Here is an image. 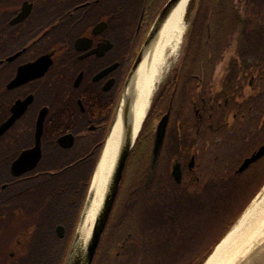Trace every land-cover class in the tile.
Here are the masks:
<instances>
[{
	"label": "flooded vegetation",
	"instance_id": "obj_1",
	"mask_svg": "<svg viewBox=\"0 0 264 264\" xmlns=\"http://www.w3.org/2000/svg\"><path fill=\"white\" fill-rule=\"evenodd\" d=\"M168 1L158 10L147 0H0V131L32 98L0 136L1 201H12L11 192L27 180L26 173L15 175L12 168L21 154L37 147L41 112L47 114L36 168L44 164L45 153L58 159L60 150L72 151L78 139L102 134ZM263 5L264 0L200 4L189 53H182L152 103L157 109L154 140L159 122L169 114L159 163L163 157L176 191L155 195L156 199L196 200L200 194L190 193V187L215 177L214 167L234 165L237 175H246L264 159L238 172L264 141L238 160L233 153L227 158L217 155L222 147L239 145L240 140L244 149L249 132L261 131L264 125ZM46 57L33 72L36 76L14 85L19 74ZM67 135H73L75 143L65 149L59 139ZM176 167L181 169L180 183L173 177ZM151 214L154 234L149 240L158 253L153 260L166 264L175 248L164 235L183 220L175 219L176 210ZM16 229L13 222L0 226V264H28L19 240L14 245ZM105 235L110 238L108 229ZM140 247L135 255L142 254ZM147 259L141 256L140 264Z\"/></svg>",
	"mask_w": 264,
	"mask_h": 264
},
{
	"label": "trees",
	"instance_id": "obj_2",
	"mask_svg": "<svg viewBox=\"0 0 264 264\" xmlns=\"http://www.w3.org/2000/svg\"><path fill=\"white\" fill-rule=\"evenodd\" d=\"M167 1L147 0V3L152 8L157 6L159 10ZM210 1L216 0H201L199 4L198 0H192L187 16L192 15L193 24L182 53H189L188 46L194 38L193 28L199 20L200 4ZM156 113V107H152L131 152L107 226L110 238L107 239V235L103 237L94 264H140L141 256L149 258L146 263L150 264L158 255L152 240H149L151 234H154L151 231L154 225L151 212L168 210V207L164 208L166 200L154 196L176 191L168 180V169L163 157L150 176ZM111 120L112 114L100 136L89 135L78 139L75 149L60 150L58 159H55L54 154L45 153L44 164L27 172L26 182L11 192L15 195L13 200L7 203L0 200V217L3 219H0V226L15 223L17 229L13 233L14 245L19 240L27 252L24 259L28 264H66ZM262 138L264 141V136ZM46 163H51V167ZM221 167L219 176L215 175L199 187L191 186L189 190L190 193H197V197L200 194V198L189 200V219L182 217L180 226H199V243L187 254L184 250H176L172 257L173 263L166 264H204L259 192L257 190L249 195L250 198L248 196V200L243 201L247 196L245 194L250 179H246L245 175H237L234 165L222 164ZM21 214L24 216L17 217ZM59 225L66 228L64 239L57 236L56 228ZM171 229L167 228L166 231ZM122 243L123 247L120 246ZM139 247L142 248V254L135 255ZM200 253L203 255L198 259Z\"/></svg>",
	"mask_w": 264,
	"mask_h": 264
},
{
	"label": "bare ground",
	"instance_id": "obj_3",
	"mask_svg": "<svg viewBox=\"0 0 264 264\" xmlns=\"http://www.w3.org/2000/svg\"><path fill=\"white\" fill-rule=\"evenodd\" d=\"M191 2L192 0H180L172 9L125 88L94 177L90 202L78 229L74 246V252L78 256L83 257L88 250L126 133L130 130L133 140H136L160 86L182 55L189 32L186 16ZM263 250L264 194L247 210L206 264H246L254 253Z\"/></svg>",
	"mask_w": 264,
	"mask_h": 264
},
{
	"label": "water",
	"instance_id": "obj_4",
	"mask_svg": "<svg viewBox=\"0 0 264 264\" xmlns=\"http://www.w3.org/2000/svg\"><path fill=\"white\" fill-rule=\"evenodd\" d=\"M179 1L180 0H169L168 3L165 5V7H164L163 11L161 12V14L158 16L155 24L153 25V27L151 29V32H150L149 36L147 38V41H146V43H145V45L143 47V51H142V53H139V56H138L134 66H133V69H132V71H131V73L129 75V78L127 80L126 86H127L128 82H129L130 78L132 77L133 73L138 69V67L142 63L145 51L151 45L153 40L156 38V36L160 32L163 24L165 23V21L169 17L172 9L176 6V4ZM200 1L201 0H198V4L200 3ZM195 14H196V11H195ZM192 24H193V21L191 22L190 25L192 26ZM45 60H48V57L43 58L41 61L37 62L35 65L30 67L29 69H27V70L23 71L21 74H19V76L17 77V80L15 81L14 85L20 84L24 80H27L28 78L36 76V75H34L33 72ZM31 102H32V98L28 99L26 102H24V104H22V106H20V108L17 111L16 115L2 128V130L0 131V136L2 135L3 132H5V130H7L11 126V124L19 116L20 112H22V111L27 109V107L29 106V104H31ZM118 108H119V106H118ZM150 109H151V107H150ZM117 111H118V109H117ZM46 114H47L46 110L41 112L39 120H38L37 147L35 149L31 150V151L24 152L16 160V162L13 164V168H12L13 173L15 175H22V174L27 173V172H29V171H31V170L36 168V166H37V164H38V162H39V160L41 158L40 144H41V137H42V133H43V125H44V120H45ZM116 114H117V112H116ZM116 114H115V116H114V118L112 120L108 135L106 137L103 151L105 149V146H106V143L108 141V138H109V136L111 134V130H112V126L114 124V120H115ZM148 114H149V112H148ZM148 114H147V116H148ZM168 124H169V114L166 115L159 122V124L157 126V130H156V134H155V140H154V144H153V148H152V164H151L150 176L153 175L154 171L156 170L157 166L159 165V159H160V156H161V153H162V149H163V145H164V141H165V137H166V133H167ZM138 137H139V135L137 136L136 140L134 141L133 140V136L131 134V131L129 130L126 133L125 143H124L123 147L121 148V151H120V154H119V158H118L115 170H114L113 175H112L111 183H110V186H109V190H108L104 205H103L102 210H101V212H100V214H99V216H98V218L96 220V223H95V226H94V230H93V233H92V237H91V240H90V243H89V246H88V250H87L86 254L82 257V256H78V255L75 254L74 246H75V243L77 241L78 229H79V226H80V224H81V222L83 220L85 209L87 208V206L89 205V202H90L91 189H92V185H91V188H90V191H89V195H88L84 210L82 212V215H81V218H80V221H79L78 228L76 230V233L74 235V238H73V241H72V244H71V248L69 250V254H68V257H67V260H66V264H94L98 249H99L100 244L102 242V239L104 237L105 231L107 229L109 220L111 218L112 212H113L115 204H116V200H117L118 195H119L121 183H122V180H123V177H124V173H125V169H126L129 157L131 155L132 150L134 149V147L136 145ZM74 143H75V138H74L73 135H67V136H64L61 139H59V144L65 149L71 148L74 145ZM103 151H102V155H103ZM102 155L100 157V160L102 158ZM262 158H264V144L259 148V150L255 154H253L251 157L247 158L244 161V163L242 164V166L240 167L238 172L239 173L245 172L250 166H252L253 164L257 163ZM100 160L98 162V165L100 163ZM98 165H97V168H98ZM96 171H97V169H96ZM95 174H96V172H95ZM94 177H95V175H94ZM173 177H175L177 182H179V183L181 182L182 173H181L180 167H176L174 169ZM93 181H94V178H93ZM93 181H92V184H93ZM262 194H264V193H259V195L257 196L256 200ZM254 202L255 201L252 202V205H253ZM246 212H247V210H246ZM243 216L241 217V219L243 218ZM233 228H232V230H233ZM230 232L225 236V238L230 234ZM65 234H66V231H65V228L63 226H60V227L57 228V235H58V237L60 239H64ZM224 239L220 242V244L224 241ZM220 244H218V246L215 248L214 252L206 260L205 264L208 262L210 257L215 253L216 249L220 246ZM252 256L253 257H250V259L245 262L246 264H264V250H263V252H259L258 251L257 254L254 253Z\"/></svg>",
	"mask_w": 264,
	"mask_h": 264
},
{
	"label": "rangeland",
	"instance_id": "obj_5",
	"mask_svg": "<svg viewBox=\"0 0 264 264\" xmlns=\"http://www.w3.org/2000/svg\"><path fill=\"white\" fill-rule=\"evenodd\" d=\"M192 21H193L192 15L186 16V23L189 27V30L191 28L190 24ZM115 113H116V110H115ZM255 129H258L257 126L255 127ZM248 136H249L250 141L248 142L247 145H245L246 147L244 149H240V146L242 145V141L240 140L238 142L239 145L229 146L226 148L222 147L220 150L217 151V155L220 154L221 158H227L229 155H231L233 153V159L238 160L239 158L241 159L245 155L251 154L254 150H256L261 145L262 139H263L262 137L264 136V128L261 129V131L259 130L257 132L250 131ZM234 152L236 153V155ZM221 172H222V167H214V173H217L216 176H219L221 174ZM245 178L250 179V184H249L248 192H247V194H245L247 196H245L243 198V201L248 200V196L250 194L252 195L254 192L259 190L261 185L264 183V159L261 162H259L258 164H255L251 169H249V171L245 175ZM263 191H264V187H263V189H261L260 193H264ZM257 196L255 197V199L253 201H256ZM249 198H250V196H249ZM240 199H242V197ZM240 202H241V200H240ZM189 206H190V203L188 200L187 201H181V200H173L172 199L169 201H165L164 208L168 207V210L163 209V211L166 212V211H173V210L175 211L176 210L177 214H179V215H178V217H175V219H182V217L188 218ZM251 207H252V203L248 207V209H246V210H249ZM240 219H239V221H240ZM168 221H172L170 216H169ZM238 223L239 222H237L236 225ZM176 226L179 228V232H176ZM198 228H199V226H196L195 224L194 225L190 224V227L187 226V227H185V229L181 228V226L179 224H175L174 227L172 228V230L164 235L165 237H168V239L173 243L174 247H172V249L175 248L174 251L171 252L172 256H170L168 263H170V262L173 263L172 257H173V254L175 253L176 250H179V251L184 250L183 252H185V254H187L190 251V249H192L196 244L199 243V241H198ZM203 239L204 238H202V241H203ZM157 262L153 261L150 264H156Z\"/></svg>",
	"mask_w": 264,
	"mask_h": 264
},
{
	"label": "crops",
	"instance_id": "obj_6",
	"mask_svg": "<svg viewBox=\"0 0 264 264\" xmlns=\"http://www.w3.org/2000/svg\"><path fill=\"white\" fill-rule=\"evenodd\" d=\"M264 185V184H263ZM260 190H261V188L258 190L259 192H260ZM259 192H257V193H259Z\"/></svg>",
	"mask_w": 264,
	"mask_h": 264
}]
</instances>
